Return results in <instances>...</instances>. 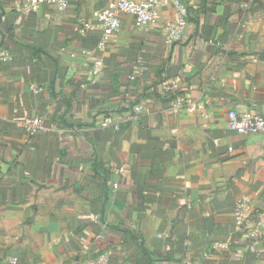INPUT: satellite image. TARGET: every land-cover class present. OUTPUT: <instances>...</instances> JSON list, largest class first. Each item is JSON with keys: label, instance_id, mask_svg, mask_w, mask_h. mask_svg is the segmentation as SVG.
<instances>
[{"label": "crops", "instance_id": "1", "mask_svg": "<svg viewBox=\"0 0 264 264\" xmlns=\"http://www.w3.org/2000/svg\"><path fill=\"white\" fill-rule=\"evenodd\" d=\"M23 1L0 0V264H264L233 219L242 199L246 229L264 212V136L227 128L264 115V0H185L172 45L160 0L104 50L85 27L111 0Z\"/></svg>", "mask_w": 264, "mask_h": 264}, {"label": "built area", "instance_id": "2", "mask_svg": "<svg viewBox=\"0 0 264 264\" xmlns=\"http://www.w3.org/2000/svg\"><path fill=\"white\" fill-rule=\"evenodd\" d=\"M72 0H24L21 11L28 13L34 11L39 6H48L54 8L58 12L65 11ZM177 10L178 16L175 21L164 27L165 43L172 45L179 42L182 38L187 26V11L182 0H168ZM160 6V0H111L107 6L102 9L96 16V22L92 25H86L85 30L97 31L100 41L97 48L104 50L110 39L121 29V16L129 15L134 19L138 27H146L155 21L156 11ZM9 55L0 50V62H7ZM133 110V117L142 112L140 105L130 107ZM188 112L194 113L198 111V106L190 104L187 107ZM114 126L118 128V124L114 122L112 116H106L102 122V127ZM24 131L28 135H33L42 129L39 119L34 118L26 120L22 123ZM227 128L238 136L263 135L264 136V115L247 110L241 114L234 111L227 113ZM116 187V185H114ZM251 209L245 199L239 200L235 204L233 210V219L235 225L244 230V236L249 240V250L257 253L255 242L264 241V212L258 214L253 219L249 229L245 224L249 221ZM10 264H14L13 260H9Z\"/></svg>", "mask_w": 264, "mask_h": 264}, {"label": "trees", "instance_id": "3", "mask_svg": "<svg viewBox=\"0 0 264 264\" xmlns=\"http://www.w3.org/2000/svg\"><path fill=\"white\" fill-rule=\"evenodd\" d=\"M185 0H182V2H184ZM167 99V97H165ZM168 103L170 102V97L166 100ZM137 102L135 101H130L128 104H130L129 106L131 107L133 104H135Z\"/></svg>", "mask_w": 264, "mask_h": 264}]
</instances>
